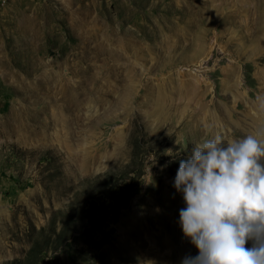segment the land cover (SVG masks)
I'll list each match as a JSON object with an SVG mask.
<instances>
[{
	"label": "rangeland",
	"instance_id": "1",
	"mask_svg": "<svg viewBox=\"0 0 264 264\" xmlns=\"http://www.w3.org/2000/svg\"><path fill=\"white\" fill-rule=\"evenodd\" d=\"M261 126L264 0H0V264H182L179 159Z\"/></svg>",
	"mask_w": 264,
	"mask_h": 264
},
{
	"label": "clouds",
	"instance_id": "2",
	"mask_svg": "<svg viewBox=\"0 0 264 264\" xmlns=\"http://www.w3.org/2000/svg\"><path fill=\"white\" fill-rule=\"evenodd\" d=\"M174 187L186 204L182 232L198 250L182 264H264V126L196 143L179 159Z\"/></svg>",
	"mask_w": 264,
	"mask_h": 264
},
{
	"label": "bare ground",
	"instance_id": "3",
	"mask_svg": "<svg viewBox=\"0 0 264 264\" xmlns=\"http://www.w3.org/2000/svg\"><path fill=\"white\" fill-rule=\"evenodd\" d=\"M169 264V263H168Z\"/></svg>",
	"mask_w": 264,
	"mask_h": 264
}]
</instances>
